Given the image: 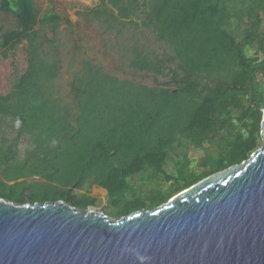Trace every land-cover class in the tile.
I'll use <instances>...</instances> for the list:
<instances>
[{
  "label": "trees",
  "instance_id": "16d2710c",
  "mask_svg": "<svg viewBox=\"0 0 264 264\" xmlns=\"http://www.w3.org/2000/svg\"><path fill=\"white\" fill-rule=\"evenodd\" d=\"M83 9L77 13L122 41L126 65L151 82L118 78L83 58L62 87V17L40 14L32 0H0V11L20 20L0 41L12 68L0 94V198L84 209L94 205L86 192L93 183L107 190L112 214L126 216L166 203L261 146L264 0H98ZM22 43L19 72L13 57ZM190 147L204 151L200 172Z\"/></svg>",
  "mask_w": 264,
  "mask_h": 264
},
{
  "label": "water",
  "instance_id": "95a60500",
  "mask_svg": "<svg viewBox=\"0 0 264 264\" xmlns=\"http://www.w3.org/2000/svg\"><path fill=\"white\" fill-rule=\"evenodd\" d=\"M260 137L245 161L126 216L0 198V264H264V106Z\"/></svg>",
  "mask_w": 264,
  "mask_h": 264
},
{
  "label": "rangeland",
  "instance_id": "374dc122",
  "mask_svg": "<svg viewBox=\"0 0 264 264\" xmlns=\"http://www.w3.org/2000/svg\"><path fill=\"white\" fill-rule=\"evenodd\" d=\"M34 6L42 14L45 11L53 10L62 17V22L58 29V45L61 51V70L57 82L67 88V84L72 74L80 68V61L83 58H92L95 62L103 65L104 69L118 78H135L150 84L151 77L147 73L136 72L126 65V53L115 40L112 33L104 32L95 19L85 14H78L83 11L84 6L94 7L98 0H32ZM70 21V25L64 22ZM20 27V20L16 13L0 11V41L5 32ZM48 36H51L48 33ZM143 38V37H142ZM148 38L146 45L152 46L157 51H162L163 44L153 41V37L145 35L143 40ZM122 40V38H119ZM150 41H152L150 43ZM25 43L18 46L14 53V63L19 72L26 67V56L23 50ZM0 46V52H1ZM11 58H3L0 55V94L8 91L12 81ZM27 148L25 141L19 144L20 153ZM189 158L192 160L191 167L200 172L197 162L204 155L201 149L189 148ZM90 180V176H89ZM91 181V180H90ZM92 183V181H91ZM33 188H35L33 186ZM89 196L94 201L92 206L95 211L101 212L111 218H115L111 208L107 205L106 191L102 186L97 188L95 184L89 187Z\"/></svg>",
  "mask_w": 264,
  "mask_h": 264
},
{
  "label": "crops",
  "instance_id": "0c3cea01",
  "mask_svg": "<svg viewBox=\"0 0 264 264\" xmlns=\"http://www.w3.org/2000/svg\"><path fill=\"white\" fill-rule=\"evenodd\" d=\"M90 186H92V184H91ZM104 190L107 192V190H106V189H104ZM88 191H89V189H87V190H86V192H88Z\"/></svg>",
  "mask_w": 264,
  "mask_h": 264
}]
</instances>
